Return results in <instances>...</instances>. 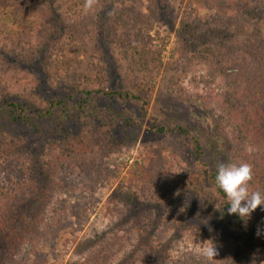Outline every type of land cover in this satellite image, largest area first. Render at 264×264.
I'll return each mask as SVG.
<instances>
[{
	"label": "trees",
	"instance_id": "obj_1",
	"mask_svg": "<svg viewBox=\"0 0 264 264\" xmlns=\"http://www.w3.org/2000/svg\"><path fill=\"white\" fill-rule=\"evenodd\" d=\"M141 1L97 0L85 12V0H0V118L4 115L22 124L32 111L42 119L58 110L65 114L67 104L53 92L59 82L69 80L75 83L71 92L80 97L76 108L87 119L75 130L68 129L65 146L49 154L48 160L37 158L22 136L0 134V236L10 234L8 230H26L32 252L41 239L47 240L41 230H64L69 218L73 222L70 227L81 230L86 211L97 203L93 197L97 183L104 172L108 173L103 159L123 143L116 135L122 128L116 120L123 118L126 127L132 122L125 108L128 105L135 106L140 123L146 120L151 133L167 142L150 149L145 165L129 172L127 188L138 185L143 194L150 185H168L172 178L179 183L177 174L171 173L179 165V152L188 149L203 170L183 168L181 180L195 191L212 185L227 213L226 197L215 186L216 164H205L199 140L185 128H165L148 116L153 77L160 73L161 63L149 34L165 0H144L151 6L148 14L139 9ZM189 1L214 14L209 16V25L198 21L180 24L175 61H184V54L192 52L190 58L197 56L208 64L204 74L191 81L195 89H201L198 105L208 114H219L213 128L217 136L227 132L223 136L226 159L229 163H249L253 170L249 190L264 194V30L253 24H264V0ZM168 92L181 97L184 90L176 80L168 84ZM215 148L218 159L223 155L218 146ZM35 174L57 191L47 216L49 204L42 200V191L34 198L25 195ZM119 196L129 212L124 220L115 221L113 230L135 218L133 212L138 209L131 190ZM251 215L260 224L263 238L247 244L248 233L234 214L230 226L235 250L264 244V210L258 207ZM214 244L222 253L221 259L233 252L230 246ZM87 245L82 251H87L90 264H107L118 254L115 247L101 246L97 255L89 252ZM127 257L117 260L118 264ZM219 259L208 262L197 252L187 251L173 264H217ZM6 264L23 262L14 259Z\"/></svg>",
	"mask_w": 264,
	"mask_h": 264
},
{
	"label": "rangeland",
	"instance_id": "obj_2",
	"mask_svg": "<svg viewBox=\"0 0 264 264\" xmlns=\"http://www.w3.org/2000/svg\"><path fill=\"white\" fill-rule=\"evenodd\" d=\"M136 4L138 7L140 2ZM164 5L165 7L161 6L157 11L156 16L159 19L154 20L153 29L149 34L152 38V48L160 53L161 63L160 73L153 77L155 87L148 116L155 117L159 126L187 129L199 140L205 164L209 167L216 164L217 168L221 162L229 163L223 140L227 132H221L219 136L215 134L213 127L219 114L216 112L208 114L201 110L197 99L201 89H195L196 87L191 84L193 77L204 74L208 64L197 56L190 58L192 52L184 54V61L178 63L175 61L176 30L180 24L194 25L198 21L200 25H209V16L214 12L200 8L189 0H165ZM149 8L151 9V6L148 1H141L139 9L142 13L148 14ZM253 24L264 30L262 21H253ZM176 80L184 90L181 97L168 92V84ZM58 84L53 95H61L60 98L64 100V104H67L65 114L58 110L47 116L48 118L42 119L38 117V113L32 111L29 116L25 113L24 116L28 118L22 124L12 122L4 115L0 118V134L22 136L36 157H41L42 160H48L49 154L58 153L62 146H65V136L69 128L75 130L87 120L80 109L76 108L80 97L71 92V86L75 83L67 80ZM100 103L105 105V100ZM125 108L132 122L129 121L130 127H126L123 118L116 120L123 128L116 133L123 139V143L117 152L103 159L102 166L108 173L104 172L97 183L93 195L97 203L86 211L81 230L70 227L73 224L72 218L65 221L68 225L64 230H41V234L45 232L47 240L41 239L32 248V252L29 251L31 237L26 230L24 232L8 230L10 234L0 236V264H6L14 259H19L23 264H90L87 262V251H82L83 246L87 244H89L87 245L89 252H95L97 255L101 254L105 246L118 249L117 256L111 258L107 264H118L117 260H121L126 255L128 257L124 262L122 261V264H173L183 252H198L200 243L209 241V238L220 247L230 246L233 249L231 255L221 259L222 253L216 247L218 252L216 257L220 258L217 264H262L264 244L244 250L233 248L235 235L230 226V217L234 214L226 213L212 185L203 186L199 191H195L190 183L181 180L183 168L203 170L202 166L192 160L188 149L179 152L176 161L180 166H174L171 173L172 176L174 173L177 174L179 183L174 182L172 178L168 185L162 184L157 188L150 185L143 194L139 192L138 185L127 188L129 172H135L143 164L145 165L148 151L164 144L167 140L151 133V126L146 120L140 123L134 105ZM133 110L134 113H131ZM215 146H218L217 150L223 155L218 159H216ZM45 185L44 178L37 175L32 179L25 195L27 199L34 198L42 191V200H45L46 205L49 204L45 209L47 216L57 191L52 185L48 183L47 187ZM130 190L138 200V209L133 212L135 218L128 219L118 230H113L115 221L117 222L119 218L124 220L125 214L129 212L120 201V192L125 193ZM116 191L118 192L115 195ZM44 197L46 199H43ZM222 208L223 214L218 210ZM171 212H175L173 216ZM166 220L168 222H165ZM238 224L248 233L247 244L262 240V228L254 221L253 215L247 222L240 219ZM164 226L167 228L163 235H160Z\"/></svg>",
	"mask_w": 264,
	"mask_h": 264
},
{
	"label": "clouds",
	"instance_id": "obj_3",
	"mask_svg": "<svg viewBox=\"0 0 264 264\" xmlns=\"http://www.w3.org/2000/svg\"><path fill=\"white\" fill-rule=\"evenodd\" d=\"M97 0H85L83 8L87 12L92 9ZM215 186L222 191L227 201V213L235 214L241 220L247 222L251 214L261 207L264 210V194L258 190H249V183L252 180V166L247 162L224 163L221 162L216 168ZM223 214V208L218 209ZM257 235H260L258 229ZM197 254L205 261H212L218 255L215 244L209 240L200 243ZM264 264V262H262Z\"/></svg>",
	"mask_w": 264,
	"mask_h": 264
}]
</instances>
